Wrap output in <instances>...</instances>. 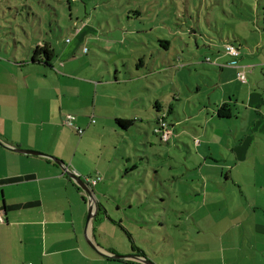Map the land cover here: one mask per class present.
<instances>
[{
  "label": "crops",
  "instance_id": "0c3cea01",
  "mask_svg": "<svg viewBox=\"0 0 264 264\" xmlns=\"http://www.w3.org/2000/svg\"><path fill=\"white\" fill-rule=\"evenodd\" d=\"M0 23V28L6 23L16 25V21ZM88 23L72 28L73 40L62 39L58 46L48 38L49 32H55L51 28L41 29L43 37L32 40L27 35L21 38L20 27L5 33L7 37L1 35L0 264H142L131 258L112 259L119 252L104 248L96 236V216L108 214L99 205L93 187L112 169L118 131L130 129L120 128L117 121H134V125L140 121L133 118L134 112L139 114L134 109L140 108L137 103L144 98L130 85L134 76L127 64L117 66L113 76L110 65L98 63V52L85 48L94 34ZM230 36L223 46H217L218 57L209 60L219 69V82L211 85L213 95L203 99L199 110L195 105L194 113L189 108L193 121L206 118L193 131L198 146L191 152L195 161L187 169L189 182L197 187L190 195V202L198 207L191 213L198 235L193 264H264V26L254 29L255 45L250 44V38L236 35L233 40L240 46H235ZM1 43L13 48L14 54L4 55ZM46 44L52 47L54 58L33 64L32 50ZM227 45L239 49V58L227 54ZM155 51L150 58L143 52L141 58L149 63L137 66L146 79L156 73L155 68L161 74L166 69L176 72L183 68L181 58H164L165 51ZM241 73L244 79H239ZM123 85L131 87V96ZM173 90L174 95L165 98L164 104L153 103L155 123L157 103L160 111L180 120L177 102L182 101L181 89L173 85ZM200 90L197 88V93ZM226 105L230 119L219 117ZM68 115L74 116L75 127L84 130L82 136L65 124ZM175 120L170 124L178 134ZM17 149L58 159L66 169L47 157L18 153ZM66 170L80 176L94 194L98 210L88 226L89 202ZM96 177L101 181L90 185Z\"/></svg>",
  "mask_w": 264,
  "mask_h": 264
},
{
  "label": "rangeland",
  "instance_id": "374dc122",
  "mask_svg": "<svg viewBox=\"0 0 264 264\" xmlns=\"http://www.w3.org/2000/svg\"><path fill=\"white\" fill-rule=\"evenodd\" d=\"M0 21H16V25L2 26L9 29H1V34L20 27L21 38L27 35L31 40L42 36L41 29L51 28L55 32H49L48 38L55 46L62 39L73 40L72 28L90 21L94 31L90 38L95 42L86 35L85 48L98 52V63L110 65L113 76L117 66L128 65L134 76L130 85L144 100L134 109L139 114L134 112L133 118L140 121L128 132L118 131L117 155L109 159L112 169L93 187L99 205L110 217L103 212L96 216V236L104 248H115L119 256H132V243L123 227L153 264H193L198 235L191 213L198 207L190 202V195L197 187L189 182L187 169L195 161L192 153L198 146L193 131L206 118L193 121L190 117L195 105L199 110L203 99L213 95L211 85L219 82V69L209 63L218 57L217 46H223L230 35L235 46H240L233 40L236 35L257 44L252 34L258 25L264 26V0H0ZM165 47H170L169 55ZM1 48L4 55L14 54L5 43ZM155 50L165 51L164 58H181L183 68L176 72L166 69L163 74L155 68L156 73L146 79L137 66L139 61L149 63L141 58L143 52L150 58ZM173 85L181 89L182 101L177 102L181 117L175 120L170 115L168 120L177 122L179 136L174 131L165 144L155 134L153 103L167 102L165 98L175 93ZM122 88L131 96L129 85ZM126 109L131 111L128 105ZM108 165L104 157L103 166Z\"/></svg>",
  "mask_w": 264,
  "mask_h": 264
},
{
  "label": "water",
  "instance_id": "95a60500",
  "mask_svg": "<svg viewBox=\"0 0 264 264\" xmlns=\"http://www.w3.org/2000/svg\"><path fill=\"white\" fill-rule=\"evenodd\" d=\"M16 152L26 154V155H35V156L47 157V158L55 161L63 169H66L65 165L62 162H60L58 159H55L53 157H49L47 155L40 154V153L34 152V151H27V150H20V149H17ZM66 172H67V175L79 186V188L88 197V201H89V210H88V217H87V226H88L89 223L96 216L97 210H98V206H97V202L95 200L94 194L91 190V187L80 176H78L76 173H74L72 171L66 170ZM88 244L90 245V247L93 250L98 252L100 255L105 256V254L103 255V253L99 252L98 249L91 242L88 241ZM129 258L137 260V261L141 262L142 264H153L147 257H141V256H136V255H132L129 257L119 256V255H113L112 256V259H115V260H125V259H129Z\"/></svg>",
  "mask_w": 264,
  "mask_h": 264
},
{
  "label": "trees",
  "instance_id": "16d2710c",
  "mask_svg": "<svg viewBox=\"0 0 264 264\" xmlns=\"http://www.w3.org/2000/svg\"><path fill=\"white\" fill-rule=\"evenodd\" d=\"M1 29L6 30V28H0V30ZM3 34H4V32H3ZM3 34H1V32H0V35H3ZM166 44L170 45V42H166ZM165 49L168 50L167 47H165ZM53 58H54V52L52 50V47L48 44L42 45V46L37 45V47L32 50L31 62L33 64H42L44 62L49 63ZM139 63H140V65L142 64L141 61H139ZM160 109H161L160 105L158 103L155 104V110L158 112V114L160 112H162V111H160ZM169 115H170V112H168V116ZM219 117L222 119H230L231 118V111H229L228 105L223 106L221 108V110L219 111ZM117 125L120 128L129 129L134 125V121L118 120ZM165 144H167V143H165ZM126 233L129 237L130 242L132 243L133 252L138 253L141 257H145L144 252L142 250H140L137 246H135L132 236L128 232H126Z\"/></svg>",
  "mask_w": 264,
  "mask_h": 264
},
{
  "label": "built area",
  "instance_id": "2783aa9c",
  "mask_svg": "<svg viewBox=\"0 0 264 264\" xmlns=\"http://www.w3.org/2000/svg\"><path fill=\"white\" fill-rule=\"evenodd\" d=\"M225 49H226L227 54L233 57L234 59L239 58L240 51L235 46L227 45ZM238 77L239 79L245 78L244 74L242 73L239 74ZM74 119H75L74 116L68 115L65 119V124L68 127L77 129L79 135L82 136L84 134V130L75 127ZM155 134L160 136L164 143H169L171 137L174 135L172 131V127L168 120V111H162L158 114L157 119H156ZM99 181H101V178L96 177L94 179H91L89 181V184L92 186H95ZM0 222H3V217L1 214H0Z\"/></svg>",
  "mask_w": 264,
  "mask_h": 264
}]
</instances>
